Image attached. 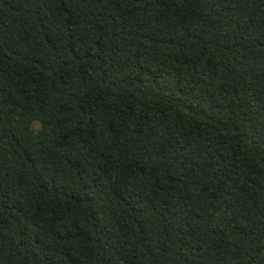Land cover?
Returning a JSON list of instances; mask_svg holds the SVG:
<instances>
[{"label": "trees", "instance_id": "trees-1", "mask_svg": "<svg viewBox=\"0 0 264 264\" xmlns=\"http://www.w3.org/2000/svg\"><path fill=\"white\" fill-rule=\"evenodd\" d=\"M0 264H264V0H0Z\"/></svg>", "mask_w": 264, "mask_h": 264}]
</instances>
